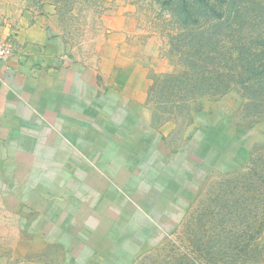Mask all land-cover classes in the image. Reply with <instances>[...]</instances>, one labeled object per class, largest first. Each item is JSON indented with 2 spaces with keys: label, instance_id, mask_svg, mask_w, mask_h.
<instances>
[{
  "label": "rangeland",
  "instance_id": "obj_1",
  "mask_svg": "<svg viewBox=\"0 0 264 264\" xmlns=\"http://www.w3.org/2000/svg\"><path fill=\"white\" fill-rule=\"evenodd\" d=\"M236 6L243 21L223 28V49L240 40L258 59L264 0ZM171 12L157 0H0L9 31L20 20L46 21L48 37L59 38L47 45L52 64L82 72L90 108L86 125L46 118L56 123L43 125L27 154L0 165V264H163L166 255L205 264L209 255L189 243L209 229L217 205H226V240L207 263L264 264L263 196L235 195L256 186L258 109L236 80L185 112L175 90L166 109L153 104L163 88L149 102L155 77L183 71L192 43L189 32L170 40L179 33Z\"/></svg>",
  "mask_w": 264,
  "mask_h": 264
},
{
  "label": "trees",
  "instance_id": "obj_2",
  "mask_svg": "<svg viewBox=\"0 0 264 264\" xmlns=\"http://www.w3.org/2000/svg\"><path fill=\"white\" fill-rule=\"evenodd\" d=\"M157 1H160L162 5L168 6L173 11L171 13L174 17H172L176 21V30L179 33H175L176 36H171V41L173 39H183L182 37L187 32L193 35L197 34V36L192 37L190 34L187 35L191 36L190 42L192 43L189 45L190 49L183 71L175 75L165 74L155 77L154 86L149 91V102L152 101L151 96L163 88L161 92L155 95L156 98L153 104L157 105V108L166 109V105L170 102L175 90L174 94L176 95V104L179 111H182L180 109L182 107L185 112L187 104L199 98L223 96L229 91L230 82L236 80L238 86L242 87L243 98L252 103L253 108L256 107L258 109L256 110L257 120L255 121H264V41H256V43L262 44L258 50H253L254 53L256 52L259 55V58L250 61L245 53L248 50L244 43L238 40L233 43L232 49L229 47L223 49L225 40L221 39V35L224 33L223 28H231L232 24L235 23L234 21H243V16L240 15L242 9L240 6L234 7V4L238 5L240 0ZM179 2H181L182 7L180 10H176L174 6H177ZM255 20L256 22L259 21ZM210 28L213 29L211 30ZM178 42H174L175 47L180 45ZM178 52L180 53V51ZM228 65H235L233 70H227L229 73L224 72V67ZM163 96H165V100H162ZM179 102L183 104L179 106ZM155 116L154 112L153 121L156 120ZM253 168H256V170L250 176L255 177L256 186L248 185L240 187L236 189L235 195H242L243 193L252 191V196L255 197L254 192H256L259 196H263L258 200L260 202V209L264 204V188L261 191V184H264V155L257 160L256 167ZM221 206L218 207L217 205V207H213L210 211L212 216V220H208L210 226L205 224L209 229L201 235L197 233L198 230H195L193 234L195 240L192 238L194 241L190 240L189 243L192 251L201 254L204 251L205 255H209L207 256V260L211 258L210 255L214 254L215 256L216 252L223 250L221 247H217L218 244L220 246H224L225 244L226 238L223 235L226 218L222 213L225 211L226 205H223L222 208ZM262 213L264 214L263 210ZM215 217L217 220L213 221ZM201 222L199 220V225ZM212 223L213 226H211ZM212 243H214V247H208ZM200 246L203 247V250H200ZM212 248L216 250L212 252ZM207 260L203 262L209 264ZM163 264L193 263L188 261L186 255H166Z\"/></svg>",
  "mask_w": 264,
  "mask_h": 264
},
{
  "label": "crops",
  "instance_id": "obj_3",
  "mask_svg": "<svg viewBox=\"0 0 264 264\" xmlns=\"http://www.w3.org/2000/svg\"><path fill=\"white\" fill-rule=\"evenodd\" d=\"M4 29L6 34L14 33V52L0 60V165L26 155L29 144L39 140L43 125L56 123L47 119L86 125L82 117L90 116L82 72L68 69L60 74V64H52L55 54H49L47 45L59 38L48 37L46 21L33 17L20 20L10 31L8 25ZM91 90L95 95L99 88Z\"/></svg>",
  "mask_w": 264,
  "mask_h": 264
},
{
  "label": "built area",
  "instance_id": "obj_4",
  "mask_svg": "<svg viewBox=\"0 0 264 264\" xmlns=\"http://www.w3.org/2000/svg\"><path fill=\"white\" fill-rule=\"evenodd\" d=\"M0 23V60L8 58L13 55V45L11 39L9 40V34L4 32V27ZM4 30H3V29Z\"/></svg>",
  "mask_w": 264,
  "mask_h": 264
}]
</instances>
